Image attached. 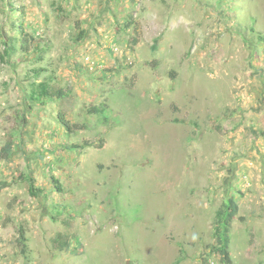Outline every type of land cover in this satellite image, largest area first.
Wrapping results in <instances>:
<instances>
[{"label":"rangeland","instance_id":"1","mask_svg":"<svg viewBox=\"0 0 264 264\" xmlns=\"http://www.w3.org/2000/svg\"><path fill=\"white\" fill-rule=\"evenodd\" d=\"M263 37L264 0H0V264H226L230 198L264 264Z\"/></svg>","mask_w":264,"mask_h":264},{"label":"trees","instance_id":"2","mask_svg":"<svg viewBox=\"0 0 264 264\" xmlns=\"http://www.w3.org/2000/svg\"><path fill=\"white\" fill-rule=\"evenodd\" d=\"M20 33L23 36V43H25L24 47L26 49H30L33 45V41L35 39L34 36L27 34V32L24 30V28L20 27ZM84 30L79 32L75 40L76 41H81L85 38L84 35ZM262 37V36H261ZM264 39V37H263ZM36 41V39H35ZM15 49L13 46H8V48L5 49V53L10 56L12 53V50ZM37 75L39 74L38 69L34 70ZM70 93L69 90H64L62 88H55L51 86L49 80H42V81H34L31 84V89L29 91L30 99L37 101V102H42L44 103L48 99L52 98H62L65 97ZM107 106L104 105L103 107L100 108H94V110L101 112L105 118H108V116L105 114L106 113ZM64 125H67L68 122L64 121ZM253 132L258 135L259 131L258 130H253ZM89 142H86V145H89ZM84 145V144H83ZM83 145L79 144H72L69 147L74 148V147H82ZM13 151V146L11 143L7 144V146L4 148V153L6 157H9ZM23 178L29 182L30 187L29 191L31 195L34 196H39L42 193H44V189L35 186V180L32 176L29 174H23ZM56 183L58 184V189L63 190V187L61 186L60 182L56 180ZM239 211V204L238 201L235 198H230L227 203L223 204L221 207L218 208L216 214H215V219H214V232L215 235L217 236L218 239V245H212V250L220 255V260L223 263L226 264H231L232 263V257L229 252V243L231 241V232L233 229V221ZM24 236H22V240H24ZM54 244L58 246L59 249L63 250L67 247L70 246L69 241L65 239H55ZM184 258L183 253L180 254L173 264H179Z\"/></svg>","mask_w":264,"mask_h":264}]
</instances>
